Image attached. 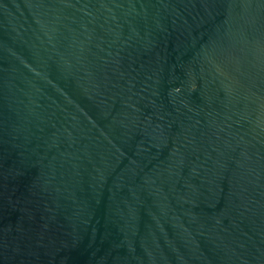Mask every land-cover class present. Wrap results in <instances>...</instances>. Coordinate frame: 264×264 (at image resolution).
Segmentation results:
<instances>
[{"label":"water","instance_id":"water-1","mask_svg":"<svg viewBox=\"0 0 264 264\" xmlns=\"http://www.w3.org/2000/svg\"><path fill=\"white\" fill-rule=\"evenodd\" d=\"M0 264H264V0H0Z\"/></svg>","mask_w":264,"mask_h":264}]
</instances>
